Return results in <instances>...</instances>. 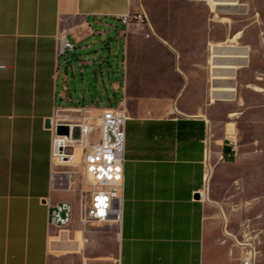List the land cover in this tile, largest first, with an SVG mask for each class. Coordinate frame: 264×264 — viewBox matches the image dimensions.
Instances as JSON below:
<instances>
[{"label":"crops","instance_id":"0c3cea01","mask_svg":"<svg viewBox=\"0 0 264 264\" xmlns=\"http://www.w3.org/2000/svg\"><path fill=\"white\" fill-rule=\"evenodd\" d=\"M143 7L150 37L119 20L131 0H0V264H243L261 245L264 146L246 149L239 123L264 109L242 90L264 101V84L247 77L252 39L219 18L246 4ZM63 39L73 51L60 53ZM107 108L127 115L121 223L74 213L49 227L50 207L68 201L46 121ZM250 225L256 242L240 244Z\"/></svg>","mask_w":264,"mask_h":264},{"label":"built area","instance_id":"2783aa9c","mask_svg":"<svg viewBox=\"0 0 264 264\" xmlns=\"http://www.w3.org/2000/svg\"><path fill=\"white\" fill-rule=\"evenodd\" d=\"M131 1L136 6V10L119 17L121 23L127 28L139 27L141 31L147 32L146 37L155 35L153 25L143 7L145 0ZM68 50L73 51L74 45L63 39L60 42V53H66ZM126 121L125 111L119 108L104 109L99 124L84 121L86 127L81 129L84 139L82 154L85 170L92 177V181L89 182L91 203L87 206L84 217H81L85 223H121ZM58 124H52L55 133ZM70 129L71 135L68 139L72 138V125ZM54 151L55 146L52 154L53 160ZM232 153L234 149L231 150V155ZM62 160L67 161L68 159ZM204 196L205 190L200 192V197ZM100 199H104L102 205L99 204ZM74 213L75 209L71 202L52 205L48 219L49 227L56 229L67 227L72 222ZM243 264H256V253L253 249L245 253Z\"/></svg>","mask_w":264,"mask_h":264},{"label":"rangeland","instance_id":"374dc122","mask_svg":"<svg viewBox=\"0 0 264 264\" xmlns=\"http://www.w3.org/2000/svg\"><path fill=\"white\" fill-rule=\"evenodd\" d=\"M211 4L218 5L220 7H226L227 4L232 3V0H208ZM242 4H246V9L248 11H236L228 12L223 10L222 13H219V18H228L229 23H233V28L230 30V34L237 35L238 32L245 30V34H240L239 36H246L252 39L253 52H252V64L251 70L247 73V77L251 80L252 84L259 86L257 78L261 76L262 82L264 84V43L261 45V53L259 52L258 37L261 36L264 40V0H240ZM226 12V13H224ZM226 21V20H223ZM250 24L249 28L245 29V26ZM222 29L220 28V36L223 35ZM236 46H241L236 44ZM106 53L108 51L106 50ZM108 56L105 58L107 59ZM262 60V61H261ZM250 75V76H248ZM243 79V78H242ZM242 93L245 94L246 98L250 100L251 104L258 102H264L261 97L253 94L247 90H242ZM241 93V94H242ZM103 115V112H87L82 114V117L90 122L96 123ZM241 129V142L247 144L246 149L253 148L252 144L255 140H260L259 146H264V109L261 110H249L247 113L240 118L239 123ZM77 147V146H76ZM234 147V145L232 146ZM71 150V149H70ZM235 155V152L230 153V159ZM260 161L264 163V155L260 157ZM77 167L72 168L69 165L59 166L60 171V182L61 188L64 192L65 201L71 202L74 206L75 213L80 217H84L85 210L90 202V191L91 185L86 180L85 176V166H84V157L81 155V159L76 163ZM206 196V194H205ZM257 229L253 228L252 225L247 226L246 235L239 237L240 244H249L255 243L253 241L254 232ZM255 253L257 254L256 264H264V233L262 234L261 245L258 248V244L255 243Z\"/></svg>","mask_w":264,"mask_h":264},{"label":"bare ground","instance_id":"6f19581e","mask_svg":"<svg viewBox=\"0 0 264 264\" xmlns=\"http://www.w3.org/2000/svg\"><path fill=\"white\" fill-rule=\"evenodd\" d=\"M100 119H98L97 124L100 123ZM84 121L77 123V125H72V138L71 139H68L65 136L55 137V143H54L55 158L53 160V163L55 167L57 168V170L58 168H60L59 166L69 165L72 168L77 167L76 163L81 159L82 143L84 142L82 131H81V129H84L86 127ZM62 159H68V160L64 161ZM57 175L59 176V173H57ZM85 176H86L87 182L92 181V177L87 174L86 170H85ZM99 202H100L99 204L102 205L104 203V199H100ZM90 203L91 201L89 202L88 205H90Z\"/></svg>","mask_w":264,"mask_h":264},{"label":"water","instance_id":"95a60500","mask_svg":"<svg viewBox=\"0 0 264 264\" xmlns=\"http://www.w3.org/2000/svg\"><path fill=\"white\" fill-rule=\"evenodd\" d=\"M46 127L47 128H51V121L48 120L46 121ZM56 135L57 136H65L67 138H70L71 135V129H70V125L66 124V123H60L56 126ZM200 194L196 195V198H199Z\"/></svg>","mask_w":264,"mask_h":264}]
</instances>
